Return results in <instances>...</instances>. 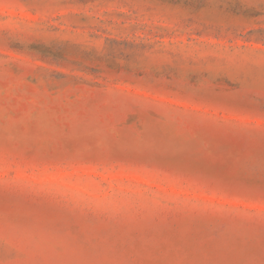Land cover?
Listing matches in <instances>:
<instances>
[{
  "label": "rangeland",
  "instance_id": "rangeland-1",
  "mask_svg": "<svg viewBox=\"0 0 264 264\" xmlns=\"http://www.w3.org/2000/svg\"><path fill=\"white\" fill-rule=\"evenodd\" d=\"M0 264H264V0H0Z\"/></svg>",
  "mask_w": 264,
  "mask_h": 264
}]
</instances>
